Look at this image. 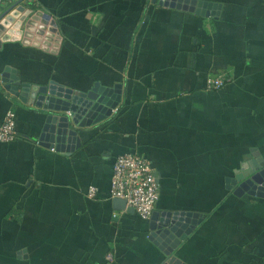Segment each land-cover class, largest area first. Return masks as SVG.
<instances>
[{
  "label": "crops",
  "instance_id": "crops-1",
  "mask_svg": "<svg viewBox=\"0 0 264 264\" xmlns=\"http://www.w3.org/2000/svg\"><path fill=\"white\" fill-rule=\"evenodd\" d=\"M206 1L217 12L185 0L22 1L48 11L60 37L0 45V121L12 109L16 130L0 141V264H161L150 216L110 196L127 151L150 161L154 212L196 218L171 254L264 264V190L233 183L242 163L264 159V0ZM15 75L93 95L95 117L70 124L78 142L38 141L47 112L5 88ZM212 76L223 85L208 87Z\"/></svg>",
  "mask_w": 264,
  "mask_h": 264
},
{
  "label": "water",
  "instance_id": "water-1",
  "mask_svg": "<svg viewBox=\"0 0 264 264\" xmlns=\"http://www.w3.org/2000/svg\"><path fill=\"white\" fill-rule=\"evenodd\" d=\"M13 0L6 4L0 12V45L6 40H21L36 45L44 44L48 40L57 41L58 26L50 13L42 8H35L29 2ZM196 4L195 12L214 14L215 2L206 0H185ZM192 7V6H191ZM209 7V8H206ZM190 8V6H189ZM42 39V41L40 40ZM39 40V42L37 41ZM40 42H42L40 44ZM4 74V72L2 73ZM5 88L18 96L23 102L34 103L46 110L44 122L38 141L55 149H63L65 140L77 141V131L70 124L84 125L95 117L98 102L89 92L73 90L54 80L44 84L21 81L17 75L12 81L6 80ZM75 145V143H74ZM236 185L234 193L246 191L252 195H262L264 190V159L255 156L242 163L234 175ZM121 207H126L124 198L114 197ZM128 209L133 210L128 206ZM149 237L164 252L166 258L161 264H186L175 254H171L180 240L190 231L195 216L189 217L188 212H161L160 215L152 211L150 215Z\"/></svg>",
  "mask_w": 264,
  "mask_h": 264
},
{
  "label": "built area",
  "instance_id": "built-area-1",
  "mask_svg": "<svg viewBox=\"0 0 264 264\" xmlns=\"http://www.w3.org/2000/svg\"><path fill=\"white\" fill-rule=\"evenodd\" d=\"M4 0H0L2 3ZM220 76L208 77L206 84L211 88L222 86ZM15 114L7 109L0 121V141H10L16 135ZM94 186L89 188L93 194ZM159 194L158 181L153 174L150 161L137 152L127 151L116 155L110 176V196L125 199L126 206L132 207L141 217L148 218Z\"/></svg>",
  "mask_w": 264,
  "mask_h": 264
}]
</instances>
